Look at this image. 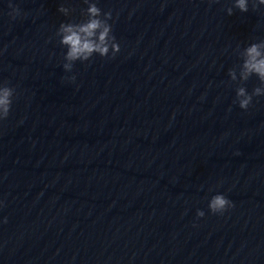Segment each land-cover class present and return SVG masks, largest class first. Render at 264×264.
Listing matches in <instances>:
<instances>
[{
	"label": "clouds",
	"instance_id": "9594fccd",
	"mask_svg": "<svg viewBox=\"0 0 264 264\" xmlns=\"http://www.w3.org/2000/svg\"><path fill=\"white\" fill-rule=\"evenodd\" d=\"M84 2L88 4V7L82 11V15L86 19L78 23H61L56 33L60 37V44L67 48L64 57L66 62L63 68L68 72L72 70L74 62L88 61L93 54L107 57L111 50V58H114L120 51V45L116 42L115 36L112 35V25L109 23V20L112 19L111 11L102 13L95 2H91V0H84ZM258 5H264V0H253V9ZM9 7L12 9L9 15L13 19L20 15V9L11 2ZM233 7L241 12H248L249 0H234ZM233 7L227 9L228 15L233 14ZM58 10L65 16H68L72 11V9L64 6ZM240 57L242 63L239 65V80L237 79V70L233 68L228 72L231 81L242 85L253 75L260 81V86L255 87L252 93H249L244 86H238L236 89V100L239 107L247 110L252 104L254 96H264V41L250 44L244 48ZM69 79L74 81L75 77ZM14 94L15 89L13 87L0 84V121L9 116ZM231 207H233L232 201L223 194L212 196L208 203V208L213 214H223ZM204 215L202 210L197 211L198 217Z\"/></svg>",
	"mask_w": 264,
	"mask_h": 264
}]
</instances>
